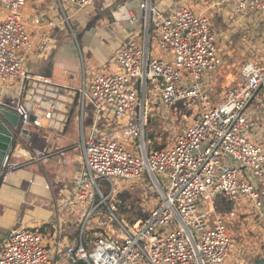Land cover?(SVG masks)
<instances>
[{
	"label": "built area",
	"instance_id": "obj_1",
	"mask_svg": "<svg viewBox=\"0 0 264 264\" xmlns=\"http://www.w3.org/2000/svg\"><path fill=\"white\" fill-rule=\"evenodd\" d=\"M96 1L58 0L72 7L65 16L69 27ZM26 3L0 0V108L15 111L22 128L49 130L56 98L42 95L32 122L24 106L33 82L53 85L49 77H30L25 70L32 46L22 21ZM212 7L234 17L264 18V0H214ZM139 9V15L124 6L114 10V17L135 30L114 49L113 68L69 88L77 93L74 105L82 125L87 104L93 118L78 144L81 166L70 193L56 204V222L9 231L0 242V264H226L234 250L228 226L235 212L216 214L211 202L219 196L233 203L245 199L264 214V144L244 136L258 129L252 105L264 91V54L246 62L235 85L213 101L202 83L218 70L222 57L209 15L185 4L160 9L153 0H141ZM33 22L41 24L39 18ZM13 85H19V96L3 102ZM186 99L197 101L190 122L168 147L150 148L151 110L155 105L169 110ZM32 158L45 162L48 154L36 151ZM18 164L9 163L7 172ZM145 175L155 201L145 211L142 204L143 215L127 224L110 204L121 208L120 194ZM202 201L211 205L200 211Z\"/></svg>",
	"mask_w": 264,
	"mask_h": 264
},
{
	"label": "crops",
	"instance_id": "obj_2",
	"mask_svg": "<svg viewBox=\"0 0 264 264\" xmlns=\"http://www.w3.org/2000/svg\"><path fill=\"white\" fill-rule=\"evenodd\" d=\"M140 1L113 0L111 3L112 1L108 0L98 11L93 4L86 13L87 18L83 15L72 18L69 27L65 21V16H69L67 5L61 6L58 0H27L22 10V21L30 35L32 46L26 55L25 70L30 77H49L51 83L56 86L80 88L84 82L90 81L96 71H108L113 68L114 49L126 41L135 30V27L130 26L124 19L114 17V7L124 6L130 13L139 15ZM199 1L153 0L160 9L166 10L177 4H185L198 14L211 16L216 13L229 23V18L224 15L227 11L218 7L216 10L210 9L214 0ZM96 12L101 13L102 18L90 25ZM35 18L40 19L39 26L34 24ZM48 21H54V25L47 26ZM211 77L212 74L204 76L205 87L213 85ZM238 78L239 73L237 81ZM19 90V85L10 87L4 94L3 102L17 98ZM209 96L213 101L222 98L221 96L214 100L213 96ZM86 106L91 107L89 104ZM75 110L79 111L78 129L82 139V136H85V112L82 125V114L77 105L73 106L72 113ZM72 113L62 132L44 129L37 131L30 126L28 135L18 140L10 163L21 161L24 166L8 171L0 186V242L16 227L45 228L46 224L56 222V204L60 202L59 198L69 195L70 182L78 169L81 155L80 148L78 153L76 150L81 140L74 139V128H77L74 123L72 132L68 133ZM252 117L258 121L255 133H260V137L264 138V91H261L253 102ZM36 151L48 154L47 161L33 159ZM220 197L226 199L225 202L229 204L227 212H235V218L230 220L228 226L235 251L233 250L227 263L264 264V214L256 211L245 199L233 203L224 196L217 198Z\"/></svg>",
	"mask_w": 264,
	"mask_h": 264
},
{
	"label": "rangeland",
	"instance_id": "obj_3",
	"mask_svg": "<svg viewBox=\"0 0 264 264\" xmlns=\"http://www.w3.org/2000/svg\"><path fill=\"white\" fill-rule=\"evenodd\" d=\"M108 0H97L94 3L96 10L98 11L100 7H103V3ZM112 1V2H111ZM110 2L113 3V0ZM194 2H200L199 0H194ZM105 4V3H104ZM210 5V4H209ZM217 7H212L210 9H215ZM91 9L79 12L80 16L83 15L87 18V11ZM72 7L68 6V14L71 13ZM216 10V9H215ZM84 12V13H83ZM93 20L90 23L94 24L99 22L102 18V14L98 12L94 13ZM229 18V23L224 21L222 16H218L216 13L209 15L211 23L213 25L214 31L216 32V38L220 45L222 64L217 71L212 73L213 85L205 87L207 93L213 96L214 100H218L223 91L234 85L237 81L238 73L241 67L249 60L254 59L257 55L264 54V18L260 15L254 14L251 16H232L230 13L224 14ZM82 16V17H83ZM240 17V18H238ZM97 20V21H96ZM84 21V19H83ZM74 26V24H73ZM236 79V80H235ZM88 83V81H87ZM197 101L193 99H186L177 102L171 109L162 110L161 106L155 105V108L151 110L150 118L146 128V137L149 142L148 146L152 149H157L158 147H168L171 143V139L175 133L181 130L185 125H187L191 118L194 116V107ZM152 108V105H150ZM160 110V111H157ZM93 118L92 108L85 107V136H87L89 127L91 125ZM73 123L77 128H74V139L81 140V133L78 129L79 126V111H74L71 116L69 123V132H72ZM244 136L252 141L264 144V138L260 137V133H255V131H249L244 134ZM78 138V139H77ZM125 144L127 148H132L131 141L126 140ZM77 153L79 151V146L76 147ZM80 152V151H79ZM138 154V152H136ZM23 162L20 161L19 164ZM81 166V162H78V167ZM247 174V172H245ZM247 178L249 181L255 182L248 174ZM137 186L134 184L129 187L126 191L120 194L119 199L123 202V206L117 209L113 204L111 205L112 210L115 214L122 219H125L127 224H131L134 219L143 215L141 205L144 204V211L150 208L155 201V193L151 188L150 182L146 175L141 180ZM103 191L104 190L103 188ZM128 193L129 196H122L124 193ZM61 200V198H59ZM58 200V201H59ZM150 200L148 204L144 201ZM226 199L223 197L214 199L211 203L216 214H224L227 212L229 204H227ZM148 202V201H147ZM211 203L207 201H202L199 207L200 211H203L210 207ZM140 209V213L139 212ZM230 228V227H229ZM235 251V250H234ZM226 264H228L226 262Z\"/></svg>",
	"mask_w": 264,
	"mask_h": 264
},
{
	"label": "water",
	"instance_id": "obj_4",
	"mask_svg": "<svg viewBox=\"0 0 264 264\" xmlns=\"http://www.w3.org/2000/svg\"><path fill=\"white\" fill-rule=\"evenodd\" d=\"M116 9V7H114ZM50 90L44 92L43 90ZM42 95L56 98L57 112L53 116V120L49 125V130L62 132L69 121V115L72 113L75 104L77 93L66 87L56 85L48 86L43 83L33 82L31 86L26 88L24 106L29 112V121L32 122L35 118L33 113L34 104H39L42 100ZM63 95L72 96V100L64 99ZM69 101V102H68ZM66 103L71 104L68 106ZM63 112V114H61ZM28 129L22 128L19 124V116L15 111L0 108V186L7 173V168L10 159L16 147L18 140L25 135H28Z\"/></svg>",
	"mask_w": 264,
	"mask_h": 264
},
{
	"label": "trees",
	"instance_id": "obj_5",
	"mask_svg": "<svg viewBox=\"0 0 264 264\" xmlns=\"http://www.w3.org/2000/svg\"><path fill=\"white\" fill-rule=\"evenodd\" d=\"M160 149H163V147H158L157 148V150H160ZM24 165L21 163V164H18L15 168H17V169H20L21 167H23ZM124 196H129L128 195V193L126 192V193H124V195L122 196V198H124ZM227 203V202H226ZM228 204V203H227ZM141 211H140V209H139V212L138 213H140Z\"/></svg>",
	"mask_w": 264,
	"mask_h": 264
},
{
	"label": "bare ground",
	"instance_id": "obj_6",
	"mask_svg": "<svg viewBox=\"0 0 264 264\" xmlns=\"http://www.w3.org/2000/svg\"><path fill=\"white\" fill-rule=\"evenodd\" d=\"M66 100V98H64ZM61 114H63V112H61Z\"/></svg>",
	"mask_w": 264,
	"mask_h": 264
}]
</instances>
